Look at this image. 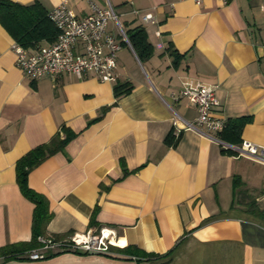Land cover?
Instances as JSON below:
<instances>
[{
  "label": "crops",
  "instance_id": "0c3cea01",
  "mask_svg": "<svg viewBox=\"0 0 264 264\" xmlns=\"http://www.w3.org/2000/svg\"><path fill=\"white\" fill-rule=\"evenodd\" d=\"M39 1L49 11L63 0ZM66 1L79 16L90 12L91 1L106 2ZM260 3L115 0L123 29L143 27L151 51L139 58L122 43L114 82L93 71L82 77L68 71L26 76L15 64V40L0 23V247L32 236L34 204L19 189L16 160L64 125L75 135L28 174L29 186L47 198L52 212L48 236L106 227L116 246L171 250L165 264H264V167L183 128L197 111L186 99L173 98L184 79L217 85L218 114L227 124L218 136L264 146ZM146 13L151 19L144 20ZM107 30L121 41L111 21ZM117 83L131 90L116 98ZM170 134L173 143L165 141ZM235 176L241 183L233 189ZM95 208L97 224L91 225ZM157 262L114 251L0 256V264Z\"/></svg>",
  "mask_w": 264,
  "mask_h": 264
},
{
  "label": "built area",
  "instance_id": "2783aa9c",
  "mask_svg": "<svg viewBox=\"0 0 264 264\" xmlns=\"http://www.w3.org/2000/svg\"><path fill=\"white\" fill-rule=\"evenodd\" d=\"M197 4L201 0H194ZM260 10L264 13V0ZM48 17L58 33L52 42L27 49L14 42L11 46L15 55V64L30 78L54 76L61 71H68L82 77L89 71L95 72L102 81L114 82L118 78L117 51L122 43L129 40L117 14L109 0L104 6L90 2V12L79 16L66 0L61 1L48 11ZM144 20L151 19L146 13ZM111 21L121 41L107 30ZM161 46V44H159ZM217 85L199 80L184 79L173 98H184L196 108L193 121H186L183 128L193 129L220 144L224 149L233 150L239 156H245L264 167V146L243 139L239 144H231L219 138L225 127V119L218 114L220 104L216 95ZM41 245L27 252L29 259L42 258L51 251H86L99 254L111 252L116 246L113 230L101 227L74 233L67 238L55 239L39 236Z\"/></svg>",
  "mask_w": 264,
  "mask_h": 264
},
{
  "label": "trees",
  "instance_id": "16d2710c",
  "mask_svg": "<svg viewBox=\"0 0 264 264\" xmlns=\"http://www.w3.org/2000/svg\"><path fill=\"white\" fill-rule=\"evenodd\" d=\"M0 23L11 34L16 43L27 49L44 45L46 42H52L58 33L57 28L48 17V11L39 0H34L29 4H23L13 0H0ZM125 33L128 37L130 45H132L135 49L139 58H142L143 50L151 49L150 44L147 43L146 33L143 27H135L131 30H125ZM130 90L131 85H128L127 83H117L113 87V92L116 98L128 93ZM105 109L106 107L102 108L101 111ZM226 127L227 124L222 131H224ZM61 134L63 135L61 136ZM74 135L75 133L70 128L62 125L60 130L55 132L48 141L36 145L16 160L15 176L19 189L21 193L34 204L31 221L32 236L28 242L8 243L1 246L0 256L3 258H29L27 252L38 248L41 245L37 238L39 236H48L46 227L52 217V212L49 209L47 198L29 186L28 174L45 158L59 150H62L66 143ZM219 138L228 142L221 136H219ZM165 141L167 143H173V136L171 134L167 135ZM228 143L239 144L232 142ZM222 150L231 151L232 153L234 152L230 149L222 148ZM122 164L124 165L123 162ZM240 183L241 181L239 177L235 176L233 178V189ZM95 211L96 208L91 216V225L97 224L94 218ZM50 237L55 238L58 236L55 235ZM111 251L121 253L126 256H132L138 261H159L156 264H165L169 261L171 255V250L163 253L146 251L135 244H127L124 247L111 246Z\"/></svg>",
  "mask_w": 264,
  "mask_h": 264
},
{
  "label": "rangeland",
  "instance_id": "374dc122",
  "mask_svg": "<svg viewBox=\"0 0 264 264\" xmlns=\"http://www.w3.org/2000/svg\"><path fill=\"white\" fill-rule=\"evenodd\" d=\"M110 3L113 5V9H114V11H115V13L116 14H118L117 12V9H116V6H114V4H115V0H110Z\"/></svg>",
  "mask_w": 264,
  "mask_h": 264
}]
</instances>
